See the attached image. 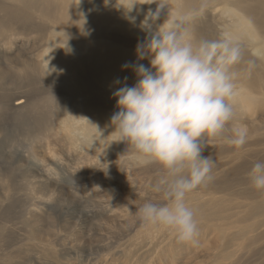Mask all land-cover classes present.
Returning a JSON list of instances; mask_svg holds the SVG:
<instances>
[{
	"label": "rangeland",
	"instance_id": "obj_1",
	"mask_svg": "<svg viewBox=\"0 0 264 264\" xmlns=\"http://www.w3.org/2000/svg\"><path fill=\"white\" fill-rule=\"evenodd\" d=\"M47 1L54 7L64 0H29L30 10H24L28 19L12 18L27 30L13 37L10 50L0 47V99L23 89L31 96L52 89L53 84L28 67L34 64L38 70L39 63L43 68L48 63V34L57 28L52 19L40 15ZM5 2L0 0V6ZM6 19L9 22L0 10V20ZM57 80L59 76L53 78ZM56 89L63 98L41 114L38 109L15 107L0 112V264H264V234L259 236L264 226L253 227V219L243 216L253 200L251 185L229 187L249 178H215L226 168L221 163L225 152L205 147L207 154L215 151L216 162L208 183L221 184L220 192L204 193L211 190L201 186L188 194L187 201L193 209L194 201L218 197L220 201L211 204L209 213H196L199 234L180 242L130 212L145 199H159L153 186L164 175L160 166L138 158L132 148L123 154L121 142L109 144L112 136H106L98 119L71 111L65 89L58 83ZM113 106L117 111L116 101ZM95 125L106 137L99 138Z\"/></svg>",
	"mask_w": 264,
	"mask_h": 264
},
{
	"label": "bare ground",
	"instance_id": "obj_2",
	"mask_svg": "<svg viewBox=\"0 0 264 264\" xmlns=\"http://www.w3.org/2000/svg\"><path fill=\"white\" fill-rule=\"evenodd\" d=\"M140 2L143 0H64L60 6L54 7L50 5L53 2L43 3L39 10L40 15L52 19L57 31L48 34L51 39L46 50V66L43 68L41 62V69L37 70L34 64L28 67L41 73L43 81L53 84L52 89L35 96L29 95V91L27 93V90L23 89L7 100L0 99V112L5 107L10 111L15 107L19 110L38 109L41 114L43 108L55 103L56 99L61 101L63 98L56 89L58 83L65 89L62 91L67 95L65 99L71 111L92 114L98 119L101 127L110 133L112 129L107 126L114 113L113 101H116L112 93L121 86L115 81L118 78L123 81V78L127 77L126 83L131 86L136 80L131 69H122V65L126 62L148 65L147 59L137 61L136 46L144 41L146 36L140 27V21L143 20L145 11L149 8L154 10L156 5ZM133 3L136 5L129 10ZM63 5H66L67 10L63 9ZM167 5L169 15L185 18L186 38L195 41L201 38H215L222 34L237 37L244 50L245 60L253 61L251 72H240L231 101L235 111L232 125L249 130L248 142L237 148L220 138L210 137L205 141L207 149L215 147L218 153H226L221 162L226 168L215 178H248L247 173L252 163L264 160V0H167ZM26 9L30 10L29 0H8L0 6V10L6 12L10 18L9 22L8 18L6 21L0 20L1 48L10 50L15 44L13 37L27 30L23 26H16L12 21V18L17 21L27 20ZM131 17L135 18L134 22ZM163 18L162 14L161 21ZM82 45L84 48H81ZM73 51H84L86 55L75 57ZM240 67L246 69L247 65ZM55 76H59V80L53 81ZM70 81L74 82L73 87L69 86ZM25 83H21L23 88L26 87ZM92 86L96 89L83 93V89ZM14 100L16 103H13ZM17 105L19 106L16 107ZM67 135L72 142L77 141L75 137ZM121 144L123 154L133 151L131 146L123 142ZM205 147L202 154L213 158L215 151L207 154ZM137 154L138 158H145L138 152ZM214 173L215 169L212 176ZM228 183V180L225 181V185ZM245 183L251 185L245 180L234 181L229 187L234 188ZM202 187L211 190H204V193L220 192L221 184L215 186L207 183ZM249 189L253 193V200L250 198L248 201L250 209L245 210L243 216L253 219V227L264 226V192L257 191L252 185ZM215 201L219 202L220 198L194 201L195 213H200V210L209 213L210 206ZM262 234L264 228L259 236L262 237Z\"/></svg>",
	"mask_w": 264,
	"mask_h": 264
},
{
	"label": "clouds",
	"instance_id": "obj_3",
	"mask_svg": "<svg viewBox=\"0 0 264 264\" xmlns=\"http://www.w3.org/2000/svg\"><path fill=\"white\" fill-rule=\"evenodd\" d=\"M140 3L156 5L140 21L146 36L136 46L137 61L147 59L148 65H122L136 80L131 86L127 77L115 81L121 85L112 93L118 110L110 117L107 127L112 130L106 136H112L109 144L131 146L164 173L153 186L159 199H145L135 206L130 211L135 219L189 242L199 234V224L188 194L210 182L215 167V160L202 154L205 141L220 138L237 148L248 142L249 130L232 125L231 101L240 72H251L254 64L245 60L237 37L188 39L185 18L169 15L167 0ZM95 126L99 138L106 137L105 130ZM247 176L257 191L264 192V160L254 161Z\"/></svg>",
	"mask_w": 264,
	"mask_h": 264
}]
</instances>
